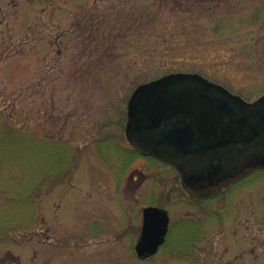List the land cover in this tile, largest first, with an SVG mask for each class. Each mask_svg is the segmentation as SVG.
I'll return each mask as SVG.
<instances>
[{"label": "rangeland", "instance_id": "374dc122", "mask_svg": "<svg viewBox=\"0 0 264 264\" xmlns=\"http://www.w3.org/2000/svg\"><path fill=\"white\" fill-rule=\"evenodd\" d=\"M172 73L264 96V0H0V264H264V168L201 207L126 136L133 91ZM150 205L171 227L140 260Z\"/></svg>", "mask_w": 264, "mask_h": 264}, {"label": "water", "instance_id": "95a60500", "mask_svg": "<svg viewBox=\"0 0 264 264\" xmlns=\"http://www.w3.org/2000/svg\"><path fill=\"white\" fill-rule=\"evenodd\" d=\"M127 117L128 140L174 165L191 189L205 190L264 166V96L247 102L199 74L172 73L139 85ZM169 225L166 210L144 208L135 245L139 258L158 252Z\"/></svg>", "mask_w": 264, "mask_h": 264}, {"label": "flooded vegetation", "instance_id": "af4514ba", "mask_svg": "<svg viewBox=\"0 0 264 264\" xmlns=\"http://www.w3.org/2000/svg\"><path fill=\"white\" fill-rule=\"evenodd\" d=\"M154 156V155H153ZM154 157H156V156H154ZM163 162V161H162ZM165 163V162H164ZM167 164V163H166ZM169 165V164H168ZM181 176H182V174H181ZM220 185H218V186H216V187H213V188H209V189H207V190H204V191H197V190H191V189H189V188H186L188 191H190V192H193L194 194H196L197 196H198V198H197V200H198V202L200 203V206L201 207H203V204L205 203V202H207V201H209V198H217L219 195V193L218 194H215V195H210V196H207L206 195V193L208 194L211 190H213V189H217V187H219ZM169 211V210H168ZM223 211H225V210H223ZM223 211H221V212H223ZM169 213H170V211H169ZM170 215H171V213H170ZM195 221V220H194Z\"/></svg>", "mask_w": 264, "mask_h": 264}, {"label": "trees", "instance_id": "16d2710c", "mask_svg": "<svg viewBox=\"0 0 264 264\" xmlns=\"http://www.w3.org/2000/svg\"><path fill=\"white\" fill-rule=\"evenodd\" d=\"M140 156H141V155L135 154V156H134V157H136V158H138V157H139V158H140Z\"/></svg>", "mask_w": 264, "mask_h": 264}]
</instances>
